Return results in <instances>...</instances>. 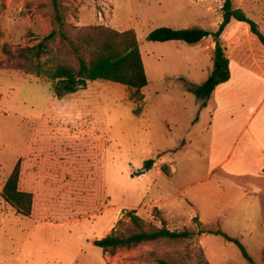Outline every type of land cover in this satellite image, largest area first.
<instances>
[{
    "label": "rangeland",
    "instance_id": "rangeland-1",
    "mask_svg": "<svg viewBox=\"0 0 264 264\" xmlns=\"http://www.w3.org/2000/svg\"><path fill=\"white\" fill-rule=\"evenodd\" d=\"M225 0H0V264H249L240 247L216 234L239 238L255 264H264V179L211 169L215 132L212 107L220 85L195 118L183 115L202 100L189 89L213 69L215 42L152 41L161 26L217 30ZM264 34V0H233ZM60 17L62 19H60ZM134 29L149 84L143 100L126 85L88 81L68 93L45 70L77 69L89 58L81 29L94 25ZM55 31L54 37L45 39ZM235 81L248 104L264 99V45L248 24L233 20L221 35ZM46 49L25 67L23 48ZM80 46V51L76 50ZM118 88V89H117ZM207 105V104H206ZM203 105V106H206ZM236 132L223 147L236 143ZM181 142L184 146L179 148ZM153 168L144 171L146 160ZM21 160L19 188L33 193L29 216L3 195ZM163 226L191 232L114 254L94 240L114 233Z\"/></svg>",
    "mask_w": 264,
    "mask_h": 264
},
{
    "label": "trees",
    "instance_id": "trees-1",
    "mask_svg": "<svg viewBox=\"0 0 264 264\" xmlns=\"http://www.w3.org/2000/svg\"><path fill=\"white\" fill-rule=\"evenodd\" d=\"M60 19L62 18L60 17ZM233 20L248 24L250 31L264 45V34L260 30L259 24L248 17L241 8L235 7L233 0H225L222 21L215 31L201 27L176 29L161 26L148 35V39L152 41L180 40L190 44L199 43L206 37L211 36L213 38L215 48L212 72L203 84H193L189 87L199 99L203 100L202 105L207 104V100L218 85L227 82L231 78L230 58L226 53L221 35ZM55 33L53 31L45 41L54 37ZM80 42L88 50L89 58L86 59L83 54L79 53V67L77 69L69 65L59 64L55 68L45 70L49 73L48 77L53 80L58 79L59 82L63 83V88L68 93H74L86 87L88 81L105 80L126 85L133 91L135 99H144V89L149 84V79L137 33L134 29L120 31L101 24L89 26L81 29ZM46 47V43L43 41L20 51L21 56L28 60L25 67L30 70L36 69L38 75L41 74V71L37 70L38 65L33 66V60L40 58ZM76 50L79 52L80 46H77ZM154 163L153 158L146 160L143 166L144 171L153 168ZM20 167L21 160L15 165L8 177L3 188V195L5 200L11 203L20 213L29 216L33 207V193L19 188ZM130 217L135 226L141 228V230L128 235H118L113 231L103 238L94 240V245L105 252L114 254L120 249H130L161 239L180 240L191 235L188 230L176 231L166 226L145 230L142 228V218L133 211L130 212ZM215 233L223 235L228 241L235 242L242 250L245 258L248 259L249 264H255L239 238L231 237L222 230H217Z\"/></svg>",
    "mask_w": 264,
    "mask_h": 264
},
{
    "label": "crops",
    "instance_id": "crops-1",
    "mask_svg": "<svg viewBox=\"0 0 264 264\" xmlns=\"http://www.w3.org/2000/svg\"><path fill=\"white\" fill-rule=\"evenodd\" d=\"M234 76L231 71L230 80L220 84L227 87L224 91L226 97L222 99L219 94L218 98H215L214 107L211 108L213 118L211 126L215 132L210 149L211 169H223L231 175L255 176V179H264V99L259 104L261 95L258 94V88L260 82L256 78L255 99L254 93L250 92L247 97L248 104L245 105L240 101L246 92H243L241 85L234 83ZM210 98L207 100L206 106L202 105V100L192 109L183 107V115L192 119L191 124L198 120V117L195 118L197 109L207 108L211 101ZM146 104L144 93L142 116L147 113ZM234 132L237 134L236 140L240 139L241 146L240 154L236 158L234 157L239 142L231 149L223 147V143L227 141V138L229 141ZM183 146L184 144L181 142L179 148Z\"/></svg>",
    "mask_w": 264,
    "mask_h": 264
}]
</instances>
